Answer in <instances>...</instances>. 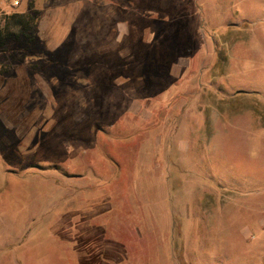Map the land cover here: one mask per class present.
Instances as JSON below:
<instances>
[{
  "label": "rangeland",
  "instance_id": "1",
  "mask_svg": "<svg viewBox=\"0 0 264 264\" xmlns=\"http://www.w3.org/2000/svg\"><path fill=\"white\" fill-rule=\"evenodd\" d=\"M14 12L39 28L0 43V264H154L141 183V229L167 194L169 261L264 264V0H0ZM85 183L89 214L125 210L103 238Z\"/></svg>",
  "mask_w": 264,
  "mask_h": 264
},
{
  "label": "crops",
  "instance_id": "2",
  "mask_svg": "<svg viewBox=\"0 0 264 264\" xmlns=\"http://www.w3.org/2000/svg\"><path fill=\"white\" fill-rule=\"evenodd\" d=\"M185 166V171H187L188 167L187 165H184ZM101 168H98V170H100ZM82 174V173H81ZM165 175L163 173H161L156 179V181H158V184L161 186L163 181H164V177ZM215 179L217 177H214ZM74 181L76 180H68V182H71L73 183ZM157 183V182H156ZM157 184V186H158ZM186 184H187V187L188 189H191V190H199V188H205V187H214L215 184L211 185V184H204L203 183V180L200 179V177H198L197 179L193 180V181H186ZM91 183H85L83 184L81 187H80V191H79V197H80V202L82 203L81 207H82V215L83 213H85L83 215L82 220H84L86 222V220L88 222H92V224H89V225H95V226H103V222L104 220H106L107 218L110 219L112 218V220L114 221L115 223V217H117V220H119V222L121 221L122 219V214L124 213L125 210L121 211V209L119 208L118 212H117V215H115V210L110 213L108 216L105 215V212L103 211H98L96 210L95 212H92V213H88L87 212V202L88 200L86 199L87 195L91 196V197H94V199L96 198V194H94V192L96 191H92L94 190L95 188L94 187H91ZM143 184L141 183L140 184V187L138 189L135 188L134 192L131 191L130 193V197L132 198V203H131V206H130V213L132 215L131 219L132 220H135V222H140L141 224H139L140 226H142L143 222H147L150 218H149V213H148V207H152L151 204H149L148 202L143 204V200H142V195L143 194H147L146 191L144 190V193L143 194H140V190L142 188ZM158 191H157V195H156V192H149L152 193V197L154 196V200L155 202L157 203V206L159 208V211H157L156 213V219H157V227H158V230L154 231L153 229H141L138 227V224H136L134 222V224H130L132 227L135 226L134 230L132 233H135L133 235L137 236L138 238L140 237L141 238V245L136 247L137 245H135L134 247L132 246V250L130 253L133 252V248H139L140 249V260H145V261H153L154 264H176L175 261H169L168 260V257L166 256V254L169 255L170 251L171 253H176L175 251V247L173 245V243L171 242V235L173 234V230H169V222H171L172 219L166 209L164 208L165 205H167V202H164L166 199H167V194L165 193V197L163 199V202H162V196L161 195V188L158 187ZM164 194V193H163ZM194 193H192L193 195ZM140 196V197H139ZM187 200H186V203L189 204V199L188 197H186ZM92 199V198H91ZM94 199L90 200V201H94ZM85 205V206H84ZM84 206V207H83ZM146 211V213H145ZM90 215V216H89ZM131 222V221H130ZM161 222V225L160 227L158 226V224ZM112 225L111 228L108 227V232L112 233L114 231V229L117 230V228L115 227V225ZM86 225H88V223H86ZM118 226V232L119 234L115 235L117 238H120L121 236H124L122 232V230L120 229V226L119 224H117ZM162 226H165L167 227L166 229H163ZM160 228V230H159ZM197 234H195L196 237L199 236V238H201L203 236V232L201 231H196ZM155 237V238H154ZM145 240H144V239ZM150 244V245H148ZM200 247V246H199ZM202 247V246H201ZM11 249V247H10ZM128 249H130V246L128 247ZM138 253V252H137ZM157 254L156 256L154 255ZM134 254V253H133ZM142 254V255H141ZM9 255V264H15L17 263H20L19 261H17V259H15V256H14V252L11 251V253L8 254ZM144 255V256H143ZM164 255V256H163ZM127 260L129 261H132L134 260L135 261V258L134 257H131V255H129V257H127ZM178 262V261H177ZM179 264V263H178Z\"/></svg>",
  "mask_w": 264,
  "mask_h": 264
},
{
  "label": "trees",
  "instance_id": "3",
  "mask_svg": "<svg viewBox=\"0 0 264 264\" xmlns=\"http://www.w3.org/2000/svg\"><path fill=\"white\" fill-rule=\"evenodd\" d=\"M13 27L19 28V31L15 32L13 30L15 28ZM38 28H39L38 21L30 13H26V12L2 13L0 18V43H2L4 39L12 37L14 34L17 35L18 37H21L22 35H28L30 38H32L38 32ZM87 226L91 227V225H87ZM92 229H96L94 231H99L97 232L99 233L98 238L105 237L104 230H102L103 228L97 226V227H93ZM123 252L125 253V250ZM115 256H117L118 260H122L121 253H117L115 254ZM180 262L184 264V262L182 261Z\"/></svg>",
  "mask_w": 264,
  "mask_h": 264
}]
</instances>
